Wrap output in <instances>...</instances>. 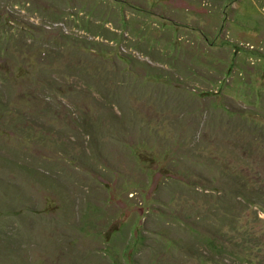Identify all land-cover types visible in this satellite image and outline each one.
I'll return each mask as SVG.
<instances>
[{
	"label": "rangeland",
	"instance_id": "obj_1",
	"mask_svg": "<svg viewBox=\"0 0 264 264\" xmlns=\"http://www.w3.org/2000/svg\"><path fill=\"white\" fill-rule=\"evenodd\" d=\"M97 1L111 33L126 27L103 7L141 15L126 19L138 40L93 37L57 14L54 3L40 4V17L17 0H0V30L26 22L31 33L20 42L41 46L25 49V59L0 60L8 110L0 150L17 154L23 210L5 225L0 264L16 255L12 264H264V0ZM84 11L81 20L105 28L99 15ZM92 42L100 44L87 48ZM50 45L63 62L37 58ZM128 52L132 78L116 85L132 109L123 110L104 102L107 93L92 76L112 78ZM72 64L86 72L69 73ZM95 126L96 150L88 142ZM61 148L80 161L68 162ZM231 172L251 183L248 201L236 196L233 181L222 183ZM29 205L32 214L24 211Z\"/></svg>",
	"mask_w": 264,
	"mask_h": 264
},
{
	"label": "trees",
	"instance_id": "obj_2",
	"mask_svg": "<svg viewBox=\"0 0 264 264\" xmlns=\"http://www.w3.org/2000/svg\"><path fill=\"white\" fill-rule=\"evenodd\" d=\"M30 1L32 3L31 6L29 4L30 3L29 0H17V2L19 3V6L22 9H29V10L34 12L33 14H38L40 17H43V15H42L43 13L41 12V10H45V8L39 9V7L42 6L40 4H43V5L50 4L51 5L52 3H54V5L58 9L57 14H60L61 17L64 18V20H67L66 17H70V18L72 17V18L76 19L77 25L79 24L80 28L87 29L89 34L93 37H95L97 34H99V36H102V33H107V34L110 33L112 35L110 37V39H113V42H119L118 38L113 37V35H123L124 41H126L125 36L129 39H133L134 36L132 34L135 35L136 38L134 37V40L137 41L138 37L140 35L139 30H136V31L135 30H131V31L128 30L129 29V22L126 19L128 18V16L130 14L134 15L135 20L136 19H143V18H141V15L138 17L135 14L136 13L135 11H134L135 13L131 12L130 14L127 15L123 10L122 11L117 10V8L115 6H109V8L103 7V10H107L108 12L112 10V12L114 14L113 17H117V19L122 17L120 25L126 27V28L119 29V30L116 29V31L114 33L113 32L111 33L109 31L110 28L108 26H111L112 24H110L107 21L108 16L104 15L100 10V7L104 4V2L103 3L101 2V5H100V3L96 0L94 2V4L91 3V6L84 5L83 7H81L78 3V0H30ZM116 1L118 2V0H116ZM27 2H29V3L27 4ZM222 4H223L222 0H217L216 4H214V5L215 6H219V5L222 6ZM229 4H230V1H229ZM132 5H137V4H132ZM85 8H88V12L90 13V16H89L90 19H92V18L94 19L97 15H99V17H101V19L104 20V22L101 25L104 26L105 28H103L101 26L98 27L99 24H97V23H99V21H97V22L92 21L90 23H86L85 21L81 20V15L83 13H85V11H84ZM158 8L159 7H156V6L154 9L151 8V12H158ZM76 10L79 11L78 15H75ZM108 12H107V14H108ZM67 13H68V15H67ZM53 16L57 19L56 21L59 23L58 17H56L55 15H53ZM113 19H115V18H113ZM24 23L21 24V22H19V21L14 22L9 26V28L6 27V29L2 28L0 30V60L10 58L12 60L17 61L18 59H21V57H22V59L27 58V56H26L27 52H25V49H27L28 51H32V53H35L34 51H36L38 49L41 50L40 49V47H41L40 43L37 44L36 40L34 39L35 35H32L33 39H34L33 44L29 42L30 43L29 45H25L26 43L20 42V39H22L25 35H29V33H31V26L26 25V22H24ZM20 24L22 26H20ZM27 24H29L28 21H27ZM144 24H145V21H143V25ZM138 25H140V24L138 23ZM89 27H90L91 31L88 30ZM139 39H141V38H139ZM98 41H100V40H98ZM23 42H25V41L23 40ZM49 43H51V42H49ZM97 43L100 44V42H97ZM97 43L96 42L86 43V45H87L86 47L91 48L88 46L97 45ZM134 48H135V46L132 47L131 49L133 50ZM49 49L51 51H49L48 54H46L47 56L44 57L45 54L43 55L41 53L39 55L37 54V58H39V59L43 58L46 60H50L51 63H54L55 59L60 61V62H63L62 57L59 55V49L58 48L56 50L53 46L50 45ZM143 49L146 50L145 48H140L141 55H142V57H145V59L147 60L148 54L146 56H144ZM53 51H55V52H53ZM150 51L151 50L148 49L149 53H150ZM150 55H151V53H150ZM156 56H158V57H156ZM133 57L134 56L132 54H130V52H128V55H126L125 57L124 56L120 57V59H119L120 62H118L119 65H121L123 68L124 67L127 68V70H125V68H124V69H119L118 72L113 71L112 78H102L100 76V74H97V76L96 75L92 76V80L95 82L97 81L99 83V85L102 86L101 89L104 90L105 94L107 93L106 98H103L104 102L107 105H112V106L116 107L118 102H120L122 107H123V110H132L131 107L129 105H127V103H123V100L120 97L121 92H119V95L117 94L116 85H118V84H120V82H122L121 78H123V77H125L126 81L130 77L132 78V70L130 69L131 65H130V67H128L126 60H129ZM155 57H156V60H155L156 63H158L160 65L164 64L163 58L160 55V51L157 52V55H155ZM132 60H130V61H132ZM135 60H136V58H135ZM243 61L244 60H242L241 62H243ZM136 62L140 63L138 60H136ZM250 64L252 65V63H250ZM149 65H150V63H149ZM84 67H85V65H83V64H81V65L72 64V66L70 68H68V71H69V73L81 74V73L86 72V69ZM241 67H242V65H241ZM150 68L153 71L159 70L158 68L153 67L152 65H150ZM162 70H168V69L164 68ZM255 73L260 74V72H258L256 70H255ZM137 76H139V75H137ZM0 86H1V82H0ZM124 90L127 91L126 89H124ZM10 95H11V97H13L12 92H10ZM4 96H5L4 91L0 87V120H3L8 115L7 114L8 110H4V100H3ZM146 99L149 100V98H146ZM118 100H120V101H118ZM193 102H195V101H193ZM126 112H129V111H126ZM118 113H121V110H118ZM80 122L81 121H79V123ZM89 126H91V125H89ZM89 126H86L85 128H87ZM97 129H99V128L97 126H95L94 128H91L88 130V137H89L88 142L91 143L92 145H94V143H95V145H94L95 150L98 147L97 146V137H96ZM67 143L71 144L69 141ZM67 148H66V150L61 148L60 154L63 155V153H66L67 155H70L71 160L69 159L68 162L70 161L71 164L79 162L80 161V160H78L79 158L71 155L69 149H67ZM0 151L3 152L4 155L6 153V155L2 156L0 159V185H2L3 181L6 182V186H4L3 188H0V194L3 197L1 199L2 203H0V226H3V229H1V227H0V240H4V243L1 244V247H0V257H1V255H3V253H4V251H6V249H5V243H6L5 236L7 234V231L4 233V230H5V228H7L6 226H8V223H10V220L15 221V223H16V218H18L23 213V210L21 208V205H19L20 197L18 195L21 192L20 185L17 186L16 183L14 182V180L16 181V179H17L15 177H17L18 173H19V172L18 173L16 172V169L19 167L17 166L16 159H13L12 157L16 156L17 154L12 153V152L10 153V151L4 150L3 147H1ZM81 151H83L82 154L78 155V156L80 157L81 161L83 159H85L86 160L85 163L87 165H89V163L91 162L90 160H92V159L87 158L86 150H81ZM7 155H9V156H7ZM5 157H6V159H5ZM8 157L10 160L8 159ZM24 170L27 171L29 173V175H31V176L40 177L39 175H35V173H33V171H31L30 169H27L26 167L24 168ZM230 175L231 176L224 178L222 180V183H224L226 180H229L231 183L233 181V183L235 184V187H236V191H237L236 196L238 195V197L240 199L244 198L245 200L248 201L249 196H252V194H253V193L249 192V190H248L251 183L249 181H247L246 179H244L238 173L233 174V172H231ZM34 177H31V178H34ZM25 184H27V182H25ZM23 186H26V185H23ZM86 200H87V198L84 197V199H83L84 203L86 202ZM23 203L24 202H22V204ZM88 203H89V201H88ZM192 207H190L189 209L194 210V206H192ZM83 209L85 210L84 207H83ZM32 210H34V208L32 207V205H29V206H27L26 210H24V211H31V214H32ZM183 215H184V213L182 214V216ZM202 224L203 225L207 224V222H203ZM16 232H17L16 235L18 233H21L20 230L16 231ZM7 240L9 242L10 246L13 247V249H17V247H19V251H21V253H23V254L25 253V251H26L24 248L25 246L22 247L21 246L22 243L20 245L16 246L15 240L13 242H10L9 239H7ZM16 241H20V240L16 239ZM27 248L31 249L30 246ZM10 252L12 254V251H10ZM5 254H4V256H5ZM8 257H10V256L2 257V259H5V260L8 259L6 264H12L11 260H15V263H18V260L20 259V258H18L17 255L15 257L12 256L11 258H8ZM22 257H23V255H22ZM28 258L29 257L25 258V256H24L23 262L27 263ZM2 263H3V261H2Z\"/></svg>",
	"mask_w": 264,
	"mask_h": 264
}]
</instances>
